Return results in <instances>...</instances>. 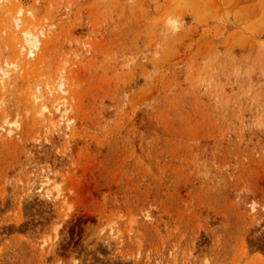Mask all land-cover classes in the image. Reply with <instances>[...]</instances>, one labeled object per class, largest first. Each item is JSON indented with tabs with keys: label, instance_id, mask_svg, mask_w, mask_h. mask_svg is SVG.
Here are the masks:
<instances>
[{
	"label": "rangeland",
	"instance_id": "374dc122",
	"mask_svg": "<svg viewBox=\"0 0 264 264\" xmlns=\"http://www.w3.org/2000/svg\"><path fill=\"white\" fill-rule=\"evenodd\" d=\"M0 264H264V0H0Z\"/></svg>",
	"mask_w": 264,
	"mask_h": 264
},
{
	"label": "bare ground",
	"instance_id": "6f19581e",
	"mask_svg": "<svg viewBox=\"0 0 264 264\" xmlns=\"http://www.w3.org/2000/svg\"><path fill=\"white\" fill-rule=\"evenodd\" d=\"M27 41H28V39H27ZM36 41H37V40H36ZM29 42L31 43L30 40H29ZM34 42H35V41H34ZM30 43H29V44H30ZM3 73H4V72H3ZM4 74H5V73H4ZM58 105H59V104H58ZM57 108L60 110V112H62V109H61L59 106H57ZM57 108H56V109H57ZM59 110H58V111H59Z\"/></svg>",
	"mask_w": 264,
	"mask_h": 264
}]
</instances>
